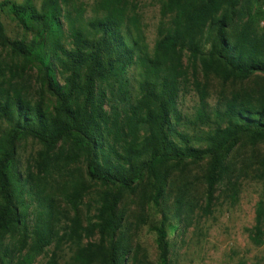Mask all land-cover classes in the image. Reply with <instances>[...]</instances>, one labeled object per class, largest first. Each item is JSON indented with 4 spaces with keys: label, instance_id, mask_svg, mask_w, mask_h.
Wrapping results in <instances>:
<instances>
[{
    "label": "trees",
    "instance_id": "1",
    "mask_svg": "<svg viewBox=\"0 0 264 264\" xmlns=\"http://www.w3.org/2000/svg\"><path fill=\"white\" fill-rule=\"evenodd\" d=\"M127 6L100 0L85 18L72 0L0 2V264H33L64 243L75 248L70 264H126L132 245L119 205L134 189L158 215L149 224L155 264H176L173 237L195 208L189 184L168 206L172 168L184 183L188 168L204 163L198 209L207 212L223 184L235 189L234 165L246 163L233 160L244 139L264 145L259 0H162L169 18L152 54ZM3 17L20 35H8ZM188 72L198 94L191 114L179 108ZM210 74L254 88L211 106L199 79ZM24 136L41 149L21 171L17 142ZM255 161L252 178L264 182V154ZM247 232L254 245L264 244V196Z\"/></svg>",
    "mask_w": 264,
    "mask_h": 264
},
{
    "label": "rangeland",
    "instance_id": "2",
    "mask_svg": "<svg viewBox=\"0 0 264 264\" xmlns=\"http://www.w3.org/2000/svg\"><path fill=\"white\" fill-rule=\"evenodd\" d=\"M2 0H0L1 2ZM21 2L23 0H15ZM41 0H33L38 6ZM100 0H72L76 13L82 16L90 17L95 14L96 5ZM128 2L131 9L127 6V12L135 15L137 35L140 38L146 53L152 54L154 44L162 26L168 21L169 14H164L161 9L162 0H124ZM264 12V0H259ZM3 22L8 35L14 37L20 35V30L10 19L3 17ZM259 27H264V13L259 22ZM186 68L187 61L184 58ZM132 68L130 73H137L139 66ZM189 70H191L189 68ZM186 71V70H185ZM191 72V71H190ZM188 72L190 78L184 82V92L179 99V108L186 114H191L193 107L198 104L197 86L195 79ZM201 88L207 92L206 100L211 106L222 95L229 94L238 88L253 87L251 82L236 83L230 81L223 83L213 74L199 76ZM32 80V78H31ZM254 88V87H253ZM41 149V144L29 136L21 137L17 142L16 166L19 170L25 171L29 161ZM264 154V145L253 143L250 139H244L233 162L245 161L246 165L238 167L234 165L237 179H235L234 190L226 184H223L219 196L213 201L209 211L203 212L198 206H203L201 195L203 187V168L204 163L191 165L188 168L189 179L184 183L178 178L179 171L171 170L170 177L172 189L170 197L167 200L168 206L174 205V195L182 185H187L189 194L192 197V207L195 208L192 214H189V220L181 232L180 236H174V254L173 259L176 264H264V244L254 245L248 238L247 230L254 224V209L257 200L264 196V182L252 178V166L259 156ZM242 169L239 170V169ZM246 169V170H245ZM59 178V175H55ZM63 181V180H62ZM231 187V188H230ZM144 191L134 189L123 194L119 205L126 227L123 230V236H126L132 245L126 264H155L157 250L154 243V235L149 230V224L158 218L157 212L153 207L148 209L142 197ZM187 198H191L186 195ZM197 208V209H196ZM85 210V208H84ZM82 214L84 212L82 211ZM61 220L64 217L61 216ZM74 246L64 243L60 246L52 245L49 250L36 257L33 264H52L50 256L56 258V264H70L71 255ZM52 251V252H51ZM54 252V254H53Z\"/></svg>",
    "mask_w": 264,
    "mask_h": 264
}]
</instances>
